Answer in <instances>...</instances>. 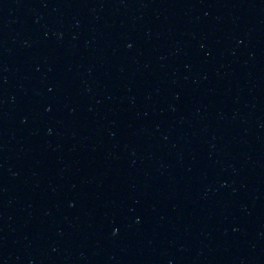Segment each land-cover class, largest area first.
<instances>
[{
	"label": "water",
	"instance_id": "water-1",
	"mask_svg": "<svg viewBox=\"0 0 264 264\" xmlns=\"http://www.w3.org/2000/svg\"><path fill=\"white\" fill-rule=\"evenodd\" d=\"M64 0H0V54Z\"/></svg>",
	"mask_w": 264,
	"mask_h": 264
}]
</instances>
